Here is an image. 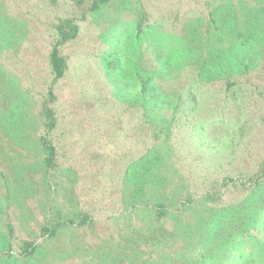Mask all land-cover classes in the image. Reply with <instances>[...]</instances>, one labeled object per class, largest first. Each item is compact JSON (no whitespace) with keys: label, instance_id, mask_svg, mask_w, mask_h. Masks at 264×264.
I'll return each instance as SVG.
<instances>
[{"label":"rangeland","instance_id":"rangeland-1","mask_svg":"<svg viewBox=\"0 0 264 264\" xmlns=\"http://www.w3.org/2000/svg\"><path fill=\"white\" fill-rule=\"evenodd\" d=\"M91 2L0 0V264H264V0Z\"/></svg>","mask_w":264,"mask_h":264},{"label":"trees","instance_id":"trees-1","mask_svg":"<svg viewBox=\"0 0 264 264\" xmlns=\"http://www.w3.org/2000/svg\"><path fill=\"white\" fill-rule=\"evenodd\" d=\"M111 0H92L90 5V11H96L99 7L106 5ZM56 35H57V41L53 45L52 50L49 55V62L51 71L54 75V80L57 81L61 79L64 76V73L66 71V64L64 62V59L60 55L59 48L63 46L64 44L74 40L77 37L79 27L77 24L74 23L72 19H65L61 21L56 27ZM140 32V29H138ZM50 102L44 103L41 107L39 118L44 128V135L40 137L39 143L42 148V150L45 153V157L43 159V165L44 170L52 169L55 166V148L51 141L48 139L49 133L54 129L55 127V118H54V111L50 107L51 101H53V96L50 92ZM264 178V159L260 165V175H258L257 179ZM229 181V180H228ZM223 183L226 184V181ZM210 201H215L217 199V195L213 194L212 196L208 197ZM89 223L86 218H83L81 220L80 225H85ZM64 225L63 222H58L55 224L54 227H44L42 228V235L45 236H52L54 235L55 231ZM260 228L262 229V232H264V222L261 223ZM242 233L239 234H232L230 237L228 236L227 241L225 242V245L230 246V248L233 246L234 241L239 239H242ZM34 244L30 242H25L24 249H23V256L27 257L31 255L33 252ZM9 251V250H8ZM261 250H257L256 246L250 251V254L244 259L240 260L242 262H245L246 260L251 259V255L254 254L255 256H258L260 254ZM7 253V252H6ZM237 264L239 263L238 260ZM241 264V262L239 263Z\"/></svg>","mask_w":264,"mask_h":264}]
</instances>
